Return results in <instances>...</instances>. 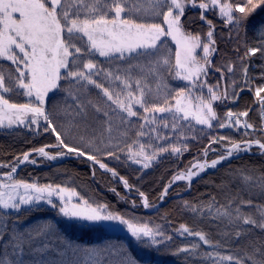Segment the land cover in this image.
<instances>
[{
    "label": "snow or ice",
    "instance_id": "snow-or-ice-1",
    "mask_svg": "<svg viewBox=\"0 0 264 264\" xmlns=\"http://www.w3.org/2000/svg\"><path fill=\"white\" fill-rule=\"evenodd\" d=\"M188 9H199L206 30L186 27L196 19H186ZM217 10L233 44L222 64L212 60L218 41L207 15ZM258 12H264V0H0V63L8 62L9 69L0 71V132L55 137L51 144L0 162V168L9 169L0 173V264H139L122 243L86 246L51 220L30 224L41 205L68 222L122 226L138 247L183 264H264V164L233 168L230 163L242 154L264 157V83L255 84L264 80V63L252 59L264 60V20L249 36ZM210 69L220 73L215 85L208 83ZM229 76L225 87L221 82ZM170 81L183 85L173 87ZM244 91L254 94L258 122L241 119L253 107L218 115L215 102L236 103ZM6 94L26 99L14 101ZM192 121L208 129L233 128L240 136H209L203 162L178 170L162 189L161 201L173 183L187 181L190 188L208 169L222 170L216 185L220 200L185 201L180 208L193 213L194 220L203 214L209 222L208 231L184 223L174 229L176 235L197 237L196 242L177 245L164 225L115 210L75 186L16 176L20 165L38 163L33 153L47 161L84 158L93 177L98 166L118 179L124 194L110 188L118 199L138 207L129 199L135 190L149 209L147 195L104 160L139 165V172L165 153L179 157L188 150L181 143L189 139L187 132L203 131ZM210 151L218 155L208 160Z\"/></svg>",
    "mask_w": 264,
    "mask_h": 264
},
{
    "label": "trees",
    "instance_id": "trees-1",
    "mask_svg": "<svg viewBox=\"0 0 264 264\" xmlns=\"http://www.w3.org/2000/svg\"><path fill=\"white\" fill-rule=\"evenodd\" d=\"M195 13H193L190 10H187L186 12V19H191L194 17ZM264 12L261 14L263 15ZM213 21H215L213 19ZM221 21V20H220ZM217 23L215 22V25ZM186 27H189L193 32L196 31H203L206 28H203L200 23H197V19L194 20L193 23L186 25ZM251 35V33H250ZM223 36L220 37V42H218V53L214 55L213 63L214 64H222L223 60L222 57L225 53H228V57H224V59L230 58L231 55V49L233 47V44L231 42H226L224 39H222ZM8 62L0 63V71H3L5 74L8 72L7 67ZM259 64V63H258ZM216 72V71H215ZM251 72V69H250ZM217 75H214L216 79L218 80L220 77V73L216 72ZM215 74V73H214ZM210 75H212L210 73ZM231 82V77L226 81H222V85L225 87L228 83ZM173 87H179L182 85H175L172 81H170ZM264 83V82H263ZM97 91V90H93ZM231 91V89H229ZM10 96V98L14 101L23 102L26 98L24 97H17L12 94H6ZM215 107V106H214ZM246 107H253L254 111L256 112L258 109V105L254 104V95L253 92L250 91H244L240 94L239 100L234 104L233 110L239 111L243 110ZM217 110V109H216ZM250 112L248 119L251 122V118L253 119V112ZM134 120L136 118H133ZM253 122H258L257 120H252ZM187 135L189 136V139L182 140V144L188 145V150L183 153V155L177 157L173 154L165 153L163 156L166 158L167 163L169 164V169L166 171L165 176H163L162 182L159 183L158 187L152 192L151 194L148 193L149 185H142L139 190L143 191L150 202L151 206H155L160 202V195L162 192V189L171 182V178L174 174L178 173V170H186L190 164L194 161L189 160L188 162L184 159L188 158L190 159L193 156L198 155V158L194 157L196 160L199 161L201 158H199V154L201 150L209 143V136H219V135H225V136H231L236 140L240 139L239 134L236 133H229V132H222L221 134H218L217 132L214 135L207 134L204 131H191L189 130L187 132ZM195 136L196 139H192L191 137ZM55 141V137L51 136L48 133H43L39 135H35L33 133H26L23 132V130H20L16 135L9 136L2 132H0V162H11L13 160V157L17 154H20L22 152H26L33 148H38L47 144H51ZM75 142V141H73ZM50 152L57 151L56 149H47ZM255 151V149H254ZM195 153V154H194ZM215 156H211L209 158H215ZM34 157V156H33ZM176 159H179V162L176 161ZM105 163L108 164L109 167H112L118 171V173L121 176H125L128 178L129 183L134 185V177H137L140 173V171H136L140 167L138 165H132L129 162L121 163L120 161H117L112 158H107L104 160ZM249 164H255L260 165L264 164V157L261 156H249V155H243L242 159H233L231 160V166L233 168L243 165L244 163ZM154 165V164H153ZM227 166V165H225ZM219 167V166H218ZM165 170V166H164ZM160 171L162 169L160 168ZM95 177L92 176V167L91 163L84 158H79L75 160H69L64 161L61 163H55V164H48L46 167L41 168H32V167H22L17 177L20 179H23L28 182H38L41 184L44 183H61L64 185H72L77 187V190L81 192L82 194L86 196H90L95 194L96 197H98L100 200H106L110 202L115 210L123 212L125 210V206L123 203H121V199H118L117 196H115L110 188L115 187L117 191H119L122 195V189L119 183L114 182L111 178L109 173H105L102 170H100L97 166L95 168ZM158 173V172H157ZM222 170L217 171L213 170L211 172H208L204 174L203 176L197 178L191 183V187H187L186 183H176L172 185L171 188H169V194L166 196V198L161 202L160 206L157 208L156 211L149 215H143L146 218L150 219H156L155 222L160 223L161 225H164L167 230L172 233L175 227L180 225L181 223H184L186 226H189L191 228H203L205 231H208L207 224L208 221H205L203 218V214L198 216L195 220L193 219V213L188 211H180V208L183 205V202L188 201L192 203H201L204 201H207L210 199L211 196H216L218 200L221 199L222 194L216 187L217 184L221 181L222 176ZM158 177L161 175L160 172L157 174ZM161 177V176H160ZM133 213L140 214L138 210H133ZM31 217H42V218H54L55 221H57V218L55 214L49 209L47 206L41 205V210L39 212H36ZM170 221V223H167ZM218 224L219 222H212ZM59 226H61L62 230L66 231V227L64 224L59 223ZM78 228H72L70 230L69 235L73 237L75 240L81 239L83 240L86 246H90L93 241H88L84 237L76 235L74 232L79 231ZM211 231L215 232V227L210 229ZM84 236L89 234L90 229H84L82 228L80 230ZM178 238V239H177ZM218 238V237H217ZM175 244L177 245H183L188 244L190 242H196L195 239H187V238H179L174 236ZM151 255L149 258H147L148 255L139 257L141 259H138L134 254L133 257L139 262V264H183V262L177 260L175 257L171 255H165L164 253H157L155 251L149 250ZM222 251V250H221ZM144 260V261H141ZM151 261V262H150ZM195 264H199V261H196Z\"/></svg>",
    "mask_w": 264,
    "mask_h": 264
},
{
    "label": "rangeland",
    "instance_id": "rangeland-1",
    "mask_svg": "<svg viewBox=\"0 0 264 264\" xmlns=\"http://www.w3.org/2000/svg\"><path fill=\"white\" fill-rule=\"evenodd\" d=\"M190 11H192L194 16H196V19H197V23H200L202 25L203 28H207V25H205L202 21H199L198 19V13H199V9H188ZM263 12H258V14L256 16H254L252 18V20L250 21V30H249V36L252 35V31L251 29L255 26V24L260 21V20H264V14L261 15ZM208 15V18L211 19V20H215L214 22H216V30H215V38L217 39L218 42H220V37L223 36L222 39H224L226 42H229L228 39H227V33H228V27H225L224 24H223V21L220 19H218V10L216 12L215 15H213L211 12L207 13ZM206 30V29H205ZM251 33V35H250ZM172 47L174 48V45H172ZM214 56L212 57V60H213ZM253 59V62L255 64H262L264 63V60L262 59H257V58H252ZM251 69V72L252 73H257L260 71L259 68H250ZM210 73L212 75H210ZM215 73V74H214ZM214 75H217V73L215 72L214 69H210L209 70V73H208V83L209 84H212V85H215L216 82H217V79ZM175 85H183V82H179V81H172ZM264 80H260V79H257L255 81V84H261L263 83ZM253 87H255V85H253ZM204 92L206 94V88L204 89ZM231 92V91H229ZM254 95V94H253ZM234 104L235 103H231V102H224V103H221V102H215L214 103V106L215 108L217 109V112H218V115L223 117L226 113V111L228 109H232L234 107ZM158 115V114H157ZM253 119L254 120H257L258 121V109L257 111L253 112ZM242 120H244L243 118H241ZM251 118V122H253V120ZM187 123V122H185ZM214 124L216 122H213ZM192 124L195 126L196 129H200L202 128L203 126H199V125H195L194 121H192ZM203 131L207 134H211V135H214L216 132L218 134H221L222 132H229V133H236V131L233 129V128H224V129H220L218 127H214L213 129H208L206 127H203ZM225 146H227L228 142L227 141H224L222 142ZM211 147L213 149H220L221 151L223 150L221 148V145L220 144H212ZM195 154V153H194ZM215 155H218L217 152H209V155L206 159L209 160V158L211 156H215ZM34 158H37L38 160V163L36 165H32V164H23L22 166L20 165L18 167V170H17V173H16V176L19 172V170L22 168V167H32V168H41V167H46L48 164H55V163H61V162H64V161H69V160H75V158H69V157H65V158H61V159H57L56 161H47L43 158H39V157H36V155L34 154L33 155ZM198 158V155L196 156H193L191 157L190 159H184L185 161H189V160H192L194 162H196L195 158ZM199 158H201L199 161L200 162H203V160L205 159V157L203 156V152L201 150L200 154H199ZM177 162H179V159H176ZM193 163V162H192ZM153 166L147 170H141L139 175L137 177H134V185H136L137 188L140 189V187L142 185H149V188H148V193L151 194L152 192H154V190L158 187L159 183L162 182V179H163V176H165L166 174V171L169 169V164L167 163L166 161V158L161 155L157 161H154L153 162ZM164 166H165V170H164ZM138 167H140L138 165ZM190 167V166H189ZM160 168L162 169V171H160ZM9 171L8 168H0V173H3V172H7ZM213 171L212 169H208L206 173L208 172H211ZM104 172V171H103ZM160 172V176L158 177V173ZM107 173V172H105ZM110 175V178L116 182V183H119L118 179L116 178H112L111 177V174L109 173ZM204 175V174H203ZM202 175V176H203ZM201 177V176H200ZM196 180V179H195ZM186 183L187 184V181H177L174 184L176 183ZM120 186H121V189H122V192L124 194L125 190L123 189V186L121 183H119ZM166 197L163 198V200L165 199ZM129 199H135L136 200V203L137 205H139L138 207L136 208H131L130 206V203H125L123 200H121L120 202L123 203V205L125 206V210H123V212H127L129 214H133L135 215L137 218H143L145 221H148V220H153V221H156V219H150V218H146L143 213L145 215H149L151 213H153L154 211L157 210V208L160 206L161 203H158L157 205L155 206H151L149 209H144L141 205V200H140V197L138 195V193L135 191V190H132L131 193H130V196H129ZM139 209V212L142 213V215L140 214H136V213H133V210H138ZM48 220H51L53 223H57L59 225V223H62L65 225L66 227V231L62 230L61 226H59L60 230L65 233L66 236L74 239L73 237H71V235H69L70 233V230L72 228H78V229H90V232L89 234H87L86 236L83 235V233L79 230L77 232H72V233H75L76 235H78V237L82 236L84 237L86 240L88 241H93V240H97L99 242H97V244H103V243H106V242H116V243H122L124 244L128 249H129V252H130V255L133 256V254L138 258V259H141L139 257H142V256H145V255H148L147 258H149L151 255L150 251L149 250H145V249H142L140 247H138L136 245V243L133 242V239L130 237V235L126 232L125 229H123L122 226H118V225H111V224H99V225H95V226H90L88 225L87 223H79V222H68L66 220H63V219H59L57 218V221H55L54 218H42V217H36V218H33L31 217L30 218V221L29 223H42V222H45V221H48ZM176 229L179 228V225L175 227ZM172 234L175 236V237H179V238H187V239H195L196 241H198V238L197 237H185V236H179V235H176L174 233V231L172 232ZM178 239V238H177ZM78 242H81V243H85L83 240L81 239H77ZM93 243H96V241H93L92 244L90 246H94V245H97V244H93ZM141 261H144V260H141ZM151 262V261H150Z\"/></svg>",
    "mask_w": 264,
    "mask_h": 264
},
{
    "label": "water",
    "instance_id": "water-1",
    "mask_svg": "<svg viewBox=\"0 0 264 264\" xmlns=\"http://www.w3.org/2000/svg\"><path fill=\"white\" fill-rule=\"evenodd\" d=\"M34 154H35V153H33V155H34ZM89 162H90V161H89ZM90 163H91V162H90ZM21 166H22V165H21ZM202 175H203V174H201L200 176H202ZM200 176H199V177H200Z\"/></svg>",
    "mask_w": 264,
    "mask_h": 264
}]
</instances>
